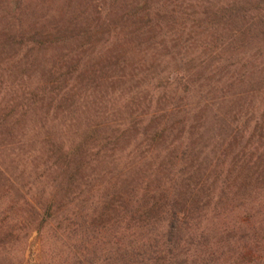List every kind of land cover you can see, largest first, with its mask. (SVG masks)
<instances>
[{
	"label": "trees",
	"instance_id": "obj_1",
	"mask_svg": "<svg viewBox=\"0 0 264 264\" xmlns=\"http://www.w3.org/2000/svg\"><path fill=\"white\" fill-rule=\"evenodd\" d=\"M102 1L0 0V263L264 264V0Z\"/></svg>",
	"mask_w": 264,
	"mask_h": 264
},
{
	"label": "rangeland",
	"instance_id": "obj_2",
	"mask_svg": "<svg viewBox=\"0 0 264 264\" xmlns=\"http://www.w3.org/2000/svg\"><path fill=\"white\" fill-rule=\"evenodd\" d=\"M47 4H54L58 5L59 3H63V0H46ZM80 1V0H79ZM87 2H89V6H93V8L96 5H99L102 3V0L99 1H88V0H82V5H85ZM118 3L116 6L120 9V13H122L124 10L121 2L122 0H118ZM118 15V14H117ZM57 51L54 49V51H47L46 58L51 57L52 55H55ZM43 237L48 236L50 233L47 228L43 229ZM46 248V247H45ZM8 259L10 260V263L8 264H44V249L42 247V238L40 237V234L36 231H30L28 233V236L22 240L21 242L15 243L14 246H11V250H9ZM48 259V258H47ZM46 259V260H47ZM3 262V255L0 254V262ZM3 264V263H0Z\"/></svg>",
	"mask_w": 264,
	"mask_h": 264
}]
</instances>
